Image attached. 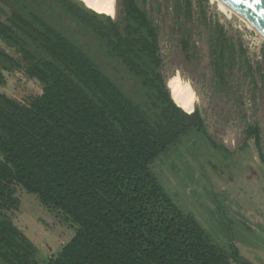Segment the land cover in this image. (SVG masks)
Here are the masks:
<instances>
[{
	"label": "trees",
	"instance_id": "1",
	"mask_svg": "<svg viewBox=\"0 0 264 264\" xmlns=\"http://www.w3.org/2000/svg\"><path fill=\"white\" fill-rule=\"evenodd\" d=\"M0 1L12 9L0 18V39L19 54L0 47V87L4 72L15 71L42 87L23 104L0 92V264L37 263V248L8 216L18 211L17 185L75 228L46 264H264L249 249L217 246L150 169L192 130L225 154L222 174L234 152L211 139L198 108L189 113L174 101L160 30L139 0H119L117 20L82 0ZM207 1L196 6L216 85L226 92L239 76L252 91L264 86V45L254 62L241 38L207 19ZM172 4L180 26L194 23L192 0ZM249 140L264 164L256 123L246 125L244 148Z\"/></svg>",
	"mask_w": 264,
	"mask_h": 264
},
{
	"label": "rangeland",
	"instance_id": "2",
	"mask_svg": "<svg viewBox=\"0 0 264 264\" xmlns=\"http://www.w3.org/2000/svg\"><path fill=\"white\" fill-rule=\"evenodd\" d=\"M192 1L194 23L180 26L183 17L178 19L172 0H139L160 30L161 71L167 85L177 72L191 84L197 95L195 108L200 110L211 139L234 154L227 162L229 169L222 174L220 163L225 161V154L212 146L208 137L192 130L178 142L176 149L160 156L150 169L176 205L185 213H193L217 246L232 253L234 244L264 258V164L253 140H249L248 148L243 147L247 123L260 126L264 146V86L259 83V88L252 91L248 82L237 76L232 89L226 92L219 89L210 64L209 33L197 14L199 0ZM116 7L117 20L121 15L119 0ZM204 8L208 20H218L230 37L243 40L254 62L261 60L263 37L236 15L224 11L215 0H208ZM11 14V7L0 1V18L4 20ZM181 27L191 39L182 34ZM183 40H188L189 51L184 50ZM0 47L19 57L1 39ZM4 74L6 83L0 92L9 98L23 104L41 94V85L22 71ZM239 97L242 106L237 103ZM215 159L218 170L209 164ZM15 197L19 200L18 211L8 216L37 248L36 264H46L71 241L75 228L59 211L45 206L19 185Z\"/></svg>",
	"mask_w": 264,
	"mask_h": 264
},
{
	"label": "bare ground",
	"instance_id": "3",
	"mask_svg": "<svg viewBox=\"0 0 264 264\" xmlns=\"http://www.w3.org/2000/svg\"><path fill=\"white\" fill-rule=\"evenodd\" d=\"M82 1L88 7L92 8L98 13H104V14L112 16L113 18L117 14L116 0H82ZM215 1L218 2L220 7L224 11L230 12L231 14L236 15L241 20H243L236 12H234L224 3H222L219 0H215ZM243 22H245L250 28H252L251 25H249L245 20H243ZM168 87L171 91L174 101L180 107H182L185 111L189 113L194 111L196 107V103H197V95L195 93V90L193 89L190 83L183 80V78L178 72L168 80Z\"/></svg>",
	"mask_w": 264,
	"mask_h": 264
},
{
	"label": "water",
	"instance_id": "4",
	"mask_svg": "<svg viewBox=\"0 0 264 264\" xmlns=\"http://www.w3.org/2000/svg\"><path fill=\"white\" fill-rule=\"evenodd\" d=\"M264 37V0H219ZM113 18V17H112Z\"/></svg>",
	"mask_w": 264,
	"mask_h": 264
}]
</instances>
